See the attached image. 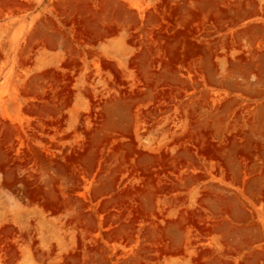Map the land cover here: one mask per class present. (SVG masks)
<instances>
[{
	"label": "rangeland",
	"instance_id": "rangeland-1",
	"mask_svg": "<svg viewBox=\"0 0 264 264\" xmlns=\"http://www.w3.org/2000/svg\"><path fill=\"white\" fill-rule=\"evenodd\" d=\"M263 105L264 0H0V264H264Z\"/></svg>",
	"mask_w": 264,
	"mask_h": 264
},
{
	"label": "bare ground",
	"instance_id": "bare-ground-1",
	"mask_svg": "<svg viewBox=\"0 0 264 264\" xmlns=\"http://www.w3.org/2000/svg\"><path fill=\"white\" fill-rule=\"evenodd\" d=\"M176 49V48H175ZM174 49V50H175ZM172 50V49H171ZM176 60V59H175ZM178 60V59H177ZM173 64V63H172ZM262 112H261V114L264 116V105L262 106ZM261 118V117H260ZM262 119V118H261ZM264 120V119H263ZM261 126V127H260ZM260 126H258L259 128H260V131L261 132H263L264 131V121H262V123L260 124ZM209 129V128H208ZM258 129V128H257ZM239 143V142H238ZM250 144H251V141H249V143H248V146L247 147H245V149L243 148V150H244V152H245V154L246 153H248L250 150H249V147H250ZM253 144V143H252ZM241 147V146H240ZM128 149V148H127ZM239 150V152L241 153V149H238ZM236 152H237V150H236ZM239 153V154H240ZM242 154H244V153H242ZM235 156V155H234ZM240 156V155H239ZM262 158V157H261ZM241 163H243V162H241ZM242 165L243 164H241V167H242ZM240 167V168H241ZM257 167V166H256ZM257 169V168H256ZM261 175V174H260ZM262 183H264L263 181H262ZM137 264V263H136Z\"/></svg>",
	"mask_w": 264,
	"mask_h": 264
}]
</instances>
